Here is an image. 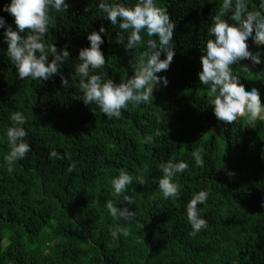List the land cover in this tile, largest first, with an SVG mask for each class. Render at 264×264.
I'll list each match as a JSON object with an SVG mask.
<instances>
[{"label":"trees","instance_id":"obj_1","mask_svg":"<svg viewBox=\"0 0 264 264\" xmlns=\"http://www.w3.org/2000/svg\"><path fill=\"white\" fill-rule=\"evenodd\" d=\"M6 3L10 0H0V16L15 27L14 17L3 10ZM68 3L67 13H52L45 40L70 50L61 69L72 82L69 88L59 75L47 81L19 79L0 29V264H264V120L249 125L242 118L225 128L198 77L220 0H156L177 24L174 58L158 73L167 75L169 84L157 87L149 103H130L111 119L79 99L74 70L79 50L89 46L88 33L103 25L107 63L96 71L119 82L134 75L130 63L141 59L147 45L126 51L110 39L120 29L101 17L97 0ZM248 3L260 10V0ZM233 68L245 88L257 87L264 101V64L240 62ZM15 111L28 117L24 127L32 148L9 172L6 130ZM158 128L161 135L146 143ZM200 145L204 168L191 156ZM53 148L71 159L51 158ZM168 160L189 163L178 174L182 195L176 201L165 200L152 180L162 175L157 165ZM72 161L76 168L69 171ZM121 168L144 182L134 180L135 190L117 196L111 182ZM200 189L209 193L199 205L208 227L192 236L187 203ZM125 195L132 197L137 215L116 220L106 203L123 207ZM116 226L127 232L118 241L110 232Z\"/></svg>","mask_w":264,"mask_h":264},{"label":"clouds","instance_id":"obj_2","mask_svg":"<svg viewBox=\"0 0 264 264\" xmlns=\"http://www.w3.org/2000/svg\"><path fill=\"white\" fill-rule=\"evenodd\" d=\"M211 3L212 0H207ZM260 10H251L248 0H220L215 15L211 17L208 36L200 57L201 70L198 72L199 81L209 88L208 103L218 121L224 127L231 126L242 118L251 125L257 120H264V101L257 87L251 90L245 88L241 76L236 73L233 65L249 62L253 67L264 64V0H260ZM96 7L103 13L101 17L118 25L116 43L122 44L126 51L137 47H147L137 63H130L134 70L131 77L116 82L113 78L105 79L102 71L107 63L101 47L105 43L103 33L107 29L101 25L99 30L88 33L89 46L79 50V63L74 65L75 74L79 78V88L85 105L98 106L101 113L108 119L118 117L122 110L132 104L149 103L154 97L157 87L167 86V75H158L169 69L175 55L174 33L176 22L166 8L159 6L156 0H135L128 3L125 0H97ZM70 8L68 0H10L3 6V10L14 17L15 27L8 24L4 16H0V29H3V39L7 43L6 55L14 63L19 79L47 81L54 75H59L63 88L71 87V80L61 69L71 58L67 47L60 48L55 43H47L46 34L53 22L52 13H67ZM86 8V11H89ZM146 33L149 39H145ZM151 37H157L153 39ZM257 46L253 51L251 45ZM162 53L166 54L162 58ZM50 57H52L50 59ZM247 70H251L246 65ZM94 110V109H93ZM11 124L7 127L6 137L9 152L5 156L8 171H13L17 161L23 160L31 151L32 145L26 137L28 131L24 127L28 117L22 111L10 113ZM161 135L160 129L154 134L147 135L145 142H153ZM71 159L70 153H61L53 148L49 156L54 159ZM195 164L204 168L206 165L205 149L203 145L191 152ZM76 168L72 161L69 171ZM162 175L152 177L158 184L159 191L165 200H178L182 195V185L178 174L189 168L184 160L178 162L168 160L157 165ZM228 175L234 176V172ZM142 177H134L127 169L121 168L119 174L112 179L113 194L120 195L128 190H135L133 181ZM209 193L200 189L187 203V216L192 231L190 235H197L208 227L207 220L201 215ZM121 201H127L123 207L109 200L106 207L110 215L120 220H131L137 215L132 210L134 204L130 195H125ZM119 201V202H121ZM264 203V202H262ZM114 241H118L121 234L127 232L120 226L110 228Z\"/></svg>","mask_w":264,"mask_h":264}]
</instances>
